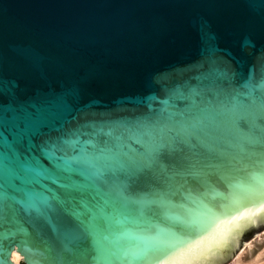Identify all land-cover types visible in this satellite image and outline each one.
<instances>
[{
  "label": "water",
  "instance_id": "obj_1",
  "mask_svg": "<svg viewBox=\"0 0 264 264\" xmlns=\"http://www.w3.org/2000/svg\"><path fill=\"white\" fill-rule=\"evenodd\" d=\"M16 81L26 116L62 130L58 159H129L86 184L37 152L58 179L5 196L0 264H225L264 228V0H0V84ZM155 229L196 246L169 260L143 243Z\"/></svg>",
  "mask_w": 264,
  "mask_h": 264
},
{
  "label": "snow or ice",
  "instance_id": "obj_2",
  "mask_svg": "<svg viewBox=\"0 0 264 264\" xmlns=\"http://www.w3.org/2000/svg\"><path fill=\"white\" fill-rule=\"evenodd\" d=\"M211 59L220 62L227 58L226 52H211ZM36 93H29L27 88L20 82H11L8 85L0 84V218L3 216V206L5 196L11 194L15 198L16 194L24 193L29 201L36 195L31 188L32 185L39 184L43 179H53L52 173L42 167L38 159H33L39 152L45 159L57 160L55 165L59 170H67L86 184L100 181L110 177L115 170L124 166L129 159L127 152L116 154L113 150L103 143L98 145L101 156L97 159L78 161L71 158L58 159L54 153L61 152L64 142L60 136L62 130L49 129L33 122L34 118L27 117L25 110L34 102ZM128 138L135 137L140 143L148 132H140L135 128L126 129ZM51 149V151H49ZM157 199L160 194H155ZM204 214H210L211 209L202 207ZM92 221L97 226L103 228L108 234L105 239L112 237L118 230L105 215L101 214L98 218L92 217ZM156 238H146L143 243L146 248L166 249L169 260L173 257L180 258L185 253L191 251L196 246V242L183 245L174 242L170 234L163 229H155ZM3 233L0 232V247H2ZM118 243L116 241H110ZM134 260L143 259L142 256H134Z\"/></svg>",
  "mask_w": 264,
  "mask_h": 264
},
{
  "label": "rangeland",
  "instance_id": "obj_3",
  "mask_svg": "<svg viewBox=\"0 0 264 264\" xmlns=\"http://www.w3.org/2000/svg\"><path fill=\"white\" fill-rule=\"evenodd\" d=\"M260 255L263 260L253 262ZM256 258V259H254ZM264 262V228L251 236L225 264H262Z\"/></svg>",
  "mask_w": 264,
  "mask_h": 264
},
{
  "label": "bare ground",
  "instance_id": "obj_4",
  "mask_svg": "<svg viewBox=\"0 0 264 264\" xmlns=\"http://www.w3.org/2000/svg\"><path fill=\"white\" fill-rule=\"evenodd\" d=\"M258 256V258L256 259V258H254V259H256V260H254L253 262H257V261H261V260H263L261 257L259 258V256L260 255H257ZM22 255L18 252V251H16L15 249L14 250H12V252H11V255H10V259H11V261H12V263L13 264H19V261L22 259ZM258 263V262H257ZM253 264V263H252ZM262 264H264V262L262 263Z\"/></svg>",
  "mask_w": 264,
  "mask_h": 264
}]
</instances>
